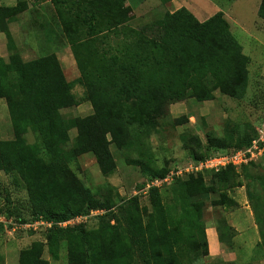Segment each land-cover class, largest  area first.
<instances>
[{
  "label": "trees",
  "instance_id": "16d2710c",
  "mask_svg": "<svg viewBox=\"0 0 264 264\" xmlns=\"http://www.w3.org/2000/svg\"><path fill=\"white\" fill-rule=\"evenodd\" d=\"M171 1L161 0L164 4ZM51 2L59 6L64 0ZM26 8L25 2L15 7L0 4V32L11 52L16 49L9 24ZM258 16L264 20V0ZM89 28L85 36L75 38L74 31L63 27L93 108V114L85 118L61 115L65 106H71V97L57 60L52 68L45 57L23 62L15 52L8 61L0 56V99L7 103L14 131V139L0 141V172L16 174L25 182L29 219L22 218L19 226L38 221L52 224L41 226L48 232L46 243L36 241L22 250L19 264H50L43 257L46 249L53 260H59L62 242L68 245L70 264H204L203 259L210 256L204 220L207 199L220 191L212 206H238L226 193L243 186L236 181L235 166L190 174L185 180L175 178L169 185L151 188L147 198L152 212L147 224L134 198L125 209L122 228L111 226L114 220L102 219L104 212L97 217L100 228L87 231L84 221L62 225L102 208L70 165L82 155L93 154L101 173L111 176L116 170L111 145L120 152L140 149L159 130V121L170 105L188 99L213 100L216 91L237 100L245 98L250 58L221 11L201 22L182 7L142 28L126 25L98 33L93 24ZM188 121L176 119L174 124ZM73 129L77 138L70 146ZM29 133L35 135L34 143L28 141ZM257 136L254 124H245L233 145L214 141V151L193 159L234 154L250 147ZM142 169L146 180L138 190L165 179L173 170ZM209 174L215 175L212 184L205 179ZM257 181L262 190L260 209L264 210V174ZM163 188L171 194L166 201L160 196ZM113 204L109 200L107 207ZM260 209L255 207V214L262 224ZM218 232L220 242L231 245L232 239L227 238H233L232 227L221 221Z\"/></svg>",
  "mask_w": 264,
  "mask_h": 264
},
{
  "label": "rangeland",
  "instance_id": "374dc122",
  "mask_svg": "<svg viewBox=\"0 0 264 264\" xmlns=\"http://www.w3.org/2000/svg\"><path fill=\"white\" fill-rule=\"evenodd\" d=\"M193 1L210 15L209 18L220 11L226 14L232 33L250 58L248 92L241 100L216 91L213 100L199 102L188 99L170 105L159 121V130L146 139L140 149L120 152L111 145L116 162V170L111 176L106 177L101 173L93 154H85L75 160L70 165L71 170L102 204L99 211L106 214H102V219L114 220L111 226L123 227L125 209L134 198L138 199L142 209L143 223L150 222L152 204L148 195H134L141 191L138 186L146 180L142 167L153 170L183 167L194 155L202 156L214 151V141L233 145L245 124H254L255 127L264 124V21L258 16L261 0ZM0 2L14 7L25 2L27 7L9 24L16 51L7 49L6 52L3 49L6 61L14 52L20 55L23 62L45 57L52 68L57 60L69 88L67 94L71 97V106L61 110L64 119L88 117L93 114V108L80 80L81 74L71 50V41L63 27L67 26L68 30L75 32V38H80L88 33L90 24L95 27V33L126 25L142 28L167 12L166 4L161 0H64L59 6H55L51 0ZM3 37L5 35L0 32V44H5ZM183 118H189V121L181 125L174 124L176 119ZM69 137L70 146H73L77 138L76 129L69 131ZM27 138L30 143L36 141L33 133H29ZM12 139L14 131L7 103L0 99V141ZM237 170L236 181L243 186L227 190L226 193L238 202V206H212V201L219 198L218 191L207 199L204 211L208 244L211 232H218L220 222L225 221L234 232L233 238H227V241L232 239L231 245L228 242L221 243L222 255L217 258L205 257L204 264H220L221 261L226 264H264V210L260 209L262 190L257 181L264 174V155L254 165ZM214 176L205 175L207 184H212ZM160 193L164 201L171 196L169 188H163ZM109 200L114 203L111 207H107ZM255 207L260 209L262 224L257 221ZM10 213L12 216L8 218ZM0 214L6 222L5 226H0V264H19L22 250L36 241L46 243L48 232L43 227L34 228V231L29 229L30 225L19 226L22 218L29 219L28 192L25 182L16 174L0 172ZM97 217L84 221L87 222V231L100 228V217ZM43 257L50 264H70L66 242L60 245L59 260H53L47 249Z\"/></svg>",
  "mask_w": 264,
  "mask_h": 264
},
{
  "label": "built area",
  "instance_id": "2783aa9c",
  "mask_svg": "<svg viewBox=\"0 0 264 264\" xmlns=\"http://www.w3.org/2000/svg\"><path fill=\"white\" fill-rule=\"evenodd\" d=\"M256 128H257L258 136L252 142V145L250 147L240 149L231 155L216 153L215 155H212L211 157L206 158L205 160L198 161L191 159L188 161V163L185 166L183 167L177 166L175 169H173L165 179H157L153 182L147 183L144 189L136 192V194L134 195L143 194L147 196L151 188L154 187L161 188L165 185H169L174 182L175 178L184 179L190 174L219 172L222 169L231 165L239 169L243 166L248 165L251 162L258 161L264 155V124L259 125ZM103 213L104 212H101L99 210L91 211V213L87 216L77 217L73 220L63 223L62 225L67 226V225L79 224L91 217L93 218V216L96 217L102 215ZM0 223H6L5 219L1 215H0ZM24 226H28L30 227L29 229L36 230L38 229V227L41 226H45L49 228L52 226V224L46 223L44 221H38L33 224H26Z\"/></svg>",
  "mask_w": 264,
  "mask_h": 264
},
{
  "label": "crops",
  "instance_id": "0c3cea01",
  "mask_svg": "<svg viewBox=\"0 0 264 264\" xmlns=\"http://www.w3.org/2000/svg\"><path fill=\"white\" fill-rule=\"evenodd\" d=\"M0 4H2V3L0 2ZM4 6H14V5H6L5 4ZM165 6L167 9V12H170V13H173V12L177 11L178 9L185 7L188 10H190L197 17V19L201 22L206 21L207 19H209V16H210L206 12L201 10V8H199L198 5L195 4V2L193 0H172L170 3H167ZM224 15L226 16L225 13H224ZM12 23L13 22H11L10 25ZM3 34L4 33L1 32V35H3ZM4 39L7 41L6 36ZM6 41H5V44H3V42L0 44V56L3 58H5L3 55V49H5L6 52L8 51L7 50L8 49V47H7L8 42H6ZM6 52H5V54H7ZM209 251H210V257H212V258H217V257L222 255L221 254V251H222L221 250V242H220L219 234H218V232H216V230L214 232H211V235L209 237ZM262 263H264V259H263Z\"/></svg>",
  "mask_w": 264,
  "mask_h": 264
}]
</instances>
